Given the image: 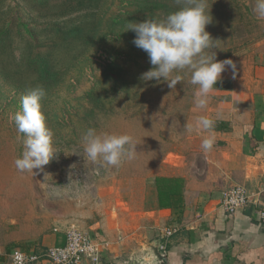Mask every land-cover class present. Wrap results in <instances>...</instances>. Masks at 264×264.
<instances>
[{
  "label": "rangeland",
  "instance_id": "1",
  "mask_svg": "<svg viewBox=\"0 0 264 264\" xmlns=\"http://www.w3.org/2000/svg\"><path fill=\"white\" fill-rule=\"evenodd\" d=\"M163 1L166 10L155 19L166 17L187 2ZM111 2L107 0L108 5ZM115 2L109 7L106 4V10L118 13L130 9L127 2ZM254 3L255 0H209L213 21L206 30L220 40L219 49H214L218 61L241 58L264 39V19L254 14ZM0 8L10 9L12 20L20 17L31 25L37 16L29 0H5ZM71 21L77 20L66 19ZM55 36L58 39V34ZM44 38H40L42 43L36 52L47 51ZM125 48L124 43L109 41L86 52L67 48L56 54L64 79L41 101L47 125L54 133L55 151L43 171L21 173L15 167L14 161L24 149L23 134L17 132L12 117L20 111L26 91L17 90L0 76V257L10 255L11 259L15 250L26 252V244L55 228L83 231L82 226L100 210L102 196H126L141 187L155 188L154 178L162 167L189 146L188 139L195 135L184 132L194 107L191 74L187 70L180 73L182 81L174 88L163 80L145 82L142 74L153 67L145 52L137 63L127 61L132 81L123 91L121 86L106 84L102 75L113 57L125 64V54H117ZM18 50L17 55L21 53ZM89 127L133 135L138 143L135 158L119 167L88 161L82 134Z\"/></svg>",
  "mask_w": 264,
  "mask_h": 264
},
{
  "label": "crops",
  "instance_id": "2",
  "mask_svg": "<svg viewBox=\"0 0 264 264\" xmlns=\"http://www.w3.org/2000/svg\"><path fill=\"white\" fill-rule=\"evenodd\" d=\"M233 61L236 78L227 69L206 110L192 109L191 119L207 115L216 120L212 150L200 147L207 132L195 134L156 175L183 180L182 199L160 209L152 187L126 196L109 194L82 226L105 244L103 264H162L157 251L168 264H264V223L256 208L229 214L221 206L223 190L232 186L260 192L264 202V39ZM169 228L177 231L166 238ZM66 230L44 233L23 250L42 256L50 247H63ZM9 257H0V264H12ZM34 264L54 263L42 257Z\"/></svg>",
  "mask_w": 264,
  "mask_h": 264
},
{
  "label": "clouds",
  "instance_id": "3",
  "mask_svg": "<svg viewBox=\"0 0 264 264\" xmlns=\"http://www.w3.org/2000/svg\"><path fill=\"white\" fill-rule=\"evenodd\" d=\"M253 12L258 19H264V0H255ZM212 21L209 0H187L186 6L162 19L130 22L128 30L136 33L133 44L147 53L153 66L141 79L145 82L163 80L169 88H174L182 81L180 73L187 70L191 74L189 82L195 86L194 107L206 110L217 83L222 81V73L231 69L233 79L238 73L233 60H217L214 49H219L217 42L220 40L206 30ZM45 95L43 86L27 89L20 111L12 117L17 132L23 134L24 150L14 161L21 173L43 171L55 153L54 133L42 111L41 101ZM215 124L216 120L207 115L187 118L184 132L188 135L207 132L209 135L202 139L200 147L203 152H209L215 142ZM82 145L88 161L119 167L124 161L135 158L138 143L131 134L108 133L89 127L82 134Z\"/></svg>",
  "mask_w": 264,
  "mask_h": 264
},
{
  "label": "trees",
  "instance_id": "4",
  "mask_svg": "<svg viewBox=\"0 0 264 264\" xmlns=\"http://www.w3.org/2000/svg\"><path fill=\"white\" fill-rule=\"evenodd\" d=\"M103 1L29 0L37 13L32 25L20 17L12 20L10 9L3 11L0 8V76L15 85L17 90L27 91L40 85L49 95L64 79V73L58 67V52L67 48L86 52L101 42L115 41L126 45L117 54H125L127 60L122 64L117 57H113L102 76L106 84L121 86L124 91L132 81L126 70L130 64L127 61L137 63V59L145 55V51L133 44L136 33L128 30V24L155 19L166 10V6L163 0H121L122 4L127 2L130 9L113 13L106 8L114 5L115 0L111 5L107 0L106 3ZM4 2L0 0V5ZM70 17L77 21L66 22ZM56 34L58 39H55ZM42 36L45 37L43 43L47 51L36 52L35 49L42 43ZM24 44L26 47H21ZM17 50L21 51L19 55ZM93 96L91 92V100ZM154 187L160 209L174 207L182 199L184 182L181 179L155 177Z\"/></svg>",
  "mask_w": 264,
  "mask_h": 264
},
{
  "label": "built area",
  "instance_id": "5",
  "mask_svg": "<svg viewBox=\"0 0 264 264\" xmlns=\"http://www.w3.org/2000/svg\"><path fill=\"white\" fill-rule=\"evenodd\" d=\"M221 206L229 214L240 209L254 206L258 220L264 223V202L260 192H249L243 186H232L222 192ZM175 228L165 230V237L176 233ZM105 244L94 240L88 233L75 228L66 230V245L50 247L44 255L28 254L21 250L12 253V264H34L42 257H47L54 264H103Z\"/></svg>",
  "mask_w": 264,
  "mask_h": 264
},
{
  "label": "water",
  "instance_id": "6",
  "mask_svg": "<svg viewBox=\"0 0 264 264\" xmlns=\"http://www.w3.org/2000/svg\"><path fill=\"white\" fill-rule=\"evenodd\" d=\"M158 260L162 263V264H168V261H167V258L166 256L162 255L161 253H159L157 251V254H156Z\"/></svg>",
  "mask_w": 264,
  "mask_h": 264
}]
</instances>
